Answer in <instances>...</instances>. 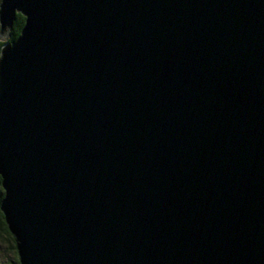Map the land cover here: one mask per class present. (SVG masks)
I'll return each instance as SVG.
<instances>
[{"label":"water","instance_id":"obj_1","mask_svg":"<svg viewBox=\"0 0 264 264\" xmlns=\"http://www.w3.org/2000/svg\"><path fill=\"white\" fill-rule=\"evenodd\" d=\"M0 40L20 264H264V0H0Z\"/></svg>","mask_w":264,"mask_h":264},{"label":"trees","instance_id":"obj_2","mask_svg":"<svg viewBox=\"0 0 264 264\" xmlns=\"http://www.w3.org/2000/svg\"><path fill=\"white\" fill-rule=\"evenodd\" d=\"M25 17L20 13H16V18L13 21V26L9 30L10 36L8 38L9 41L15 40L24 25ZM3 41L0 40V49L3 45ZM4 196V190L1 185V177H0V203ZM0 241L1 243L7 245V251L10 254V259L6 261H0V264H20L18 252L16 248V241L12 233L9 231L7 224L4 219V215L0 209Z\"/></svg>","mask_w":264,"mask_h":264},{"label":"rangeland","instance_id":"obj_3","mask_svg":"<svg viewBox=\"0 0 264 264\" xmlns=\"http://www.w3.org/2000/svg\"><path fill=\"white\" fill-rule=\"evenodd\" d=\"M10 259V254L7 251V245L2 244L0 241V261H6Z\"/></svg>","mask_w":264,"mask_h":264}]
</instances>
